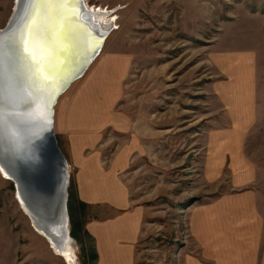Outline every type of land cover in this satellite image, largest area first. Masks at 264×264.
Returning a JSON list of instances; mask_svg holds the SVG:
<instances>
[{
  "label": "rangeland",
  "instance_id": "rangeland-1",
  "mask_svg": "<svg viewBox=\"0 0 264 264\" xmlns=\"http://www.w3.org/2000/svg\"><path fill=\"white\" fill-rule=\"evenodd\" d=\"M85 1L108 16L111 29L101 53L59 101L87 83L102 60L113 59L116 69L127 66L115 108L131 126L108 131L115 135L105 140L115 150L129 147L135 137L137 154L127 182L144 218L135 264H185L187 258H201L203 250L190 229L193 217H199V226L219 228L222 237L231 227L264 224V37H254L264 34V0ZM16 5V0H0V30ZM224 54L240 60H223L238 77L220 72L218 59ZM226 81L246 92L256 84L255 121L242 133L245 124L233 121L218 95L219 84ZM55 133L71 174L70 249L75 248L76 257L68 260L39 233L16 197L15 183L0 171V264H95L98 259L95 239L81 225L97 208L79 207L67 146L56 127ZM229 241L217 247V260L228 262L238 254Z\"/></svg>",
  "mask_w": 264,
  "mask_h": 264
},
{
  "label": "crops",
  "instance_id": "crops-1",
  "mask_svg": "<svg viewBox=\"0 0 264 264\" xmlns=\"http://www.w3.org/2000/svg\"><path fill=\"white\" fill-rule=\"evenodd\" d=\"M257 36L264 37V34H255L254 37ZM234 56L224 54L222 59H218L220 72L228 74L229 78L238 77V71L229 69L223 60L228 63L230 59L231 63L237 64L240 60ZM247 57L256 58L250 54ZM108 60H102L90 75V80L84 82L72 96L70 92V96L66 94L59 101V108L55 110V127L58 137L67 146L66 153L74 168L75 181L71 182L76 186L79 206L86 203L88 208L92 205L97 208L88 214L91 218L85 223V229L95 239L98 252L96 264H135L144 221L143 208L133 200L127 182L133 155L137 154V150L133 149L135 137L131 135L132 144L127 148L120 146L113 150L112 143L106 142L108 137L115 135L108 131L119 132L131 126L127 123V115L115 108L127 76V66L116 69L113 59L111 63ZM217 90L233 121L245 124H239L242 128L240 133L252 126L258 95L256 84L248 87L246 92V89L237 86V82L226 81L219 84ZM241 98L247 103H242ZM245 112H249L247 116H244ZM212 135L224 137L221 133L213 132ZM198 219L192 218L190 229L195 243L203 250L202 257L187 258L185 264H264L263 221H258L250 229L243 225L231 227V231L226 232L227 236L222 237L219 228L199 226ZM229 239L230 250L238 249V254L229 258L228 262L217 260V247Z\"/></svg>",
  "mask_w": 264,
  "mask_h": 264
},
{
  "label": "water",
  "instance_id": "water-1",
  "mask_svg": "<svg viewBox=\"0 0 264 264\" xmlns=\"http://www.w3.org/2000/svg\"><path fill=\"white\" fill-rule=\"evenodd\" d=\"M18 10L17 4L10 21L0 31L10 27ZM77 13V18L95 33L96 39L99 32L104 33V39L94 53L89 50L77 65L58 78L62 87L57 88L53 116L58 97L83 75L100 53L107 36V31L105 33L92 22L85 0L77 5ZM53 116L52 127L44 130L46 111L43 101L36 99L32 90L7 66L0 71V169L15 183L17 199L52 244L71 239L68 211L71 174L58 145ZM22 137L25 140L31 138L32 143L25 144Z\"/></svg>",
  "mask_w": 264,
  "mask_h": 264
},
{
  "label": "snow or ice",
  "instance_id": "snow-or-ice-1",
  "mask_svg": "<svg viewBox=\"0 0 264 264\" xmlns=\"http://www.w3.org/2000/svg\"><path fill=\"white\" fill-rule=\"evenodd\" d=\"M16 3L19 5L16 19L6 31H0V71L7 66L36 99L43 101L46 111L43 128L47 131L52 127L57 88L62 87L57 63L62 55L68 54L63 40L69 19L65 8L70 4L81 5L83 0H16ZM97 14L104 13H89ZM81 38L89 41L94 53L101 46L104 33L99 32L94 45L91 34L85 33Z\"/></svg>",
  "mask_w": 264,
  "mask_h": 264
},
{
  "label": "bare ground",
  "instance_id": "bare-ground-1",
  "mask_svg": "<svg viewBox=\"0 0 264 264\" xmlns=\"http://www.w3.org/2000/svg\"><path fill=\"white\" fill-rule=\"evenodd\" d=\"M86 4H87V2H86ZM87 7L89 9V12L96 13V11H93L88 6V4H87ZM76 13H77V5L70 4V5H68L65 8V15L69 19L67 20L68 27L65 30V35L63 37V40H64V46L68 48V54L67 55H62L60 57L58 63H57V76H58V78H60L61 75H64V73L66 71L70 70L72 67H74L75 65H77L87 55L88 51L90 50V48L88 46L89 41H87L85 39H82L81 37L85 33H89V34H91V42L93 44H94V41L96 40L95 33L90 28L86 27L85 24L80 19L77 18ZM90 16H91V19L93 20L92 22L95 23V24H97V26H99V28L102 31L109 32V30L111 28L109 27L110 24L108 22L109 19L107 18L108 17L107 15H105V14L104 15H96V17H95V15H90ZM105 41L106 40H104L103 45H104ZM102 50H103V48L100 50V53H101ZM97 56L92 60V62L90 63L89 67L93 64V62L95 61V59L97 58ZM89 67L86 70H88ZM76 80H74L73 82H75ZM73 82L71 83V85L73 84ZM71 85L66 89V91L71 87ZM66 91H64L63 93H65ZM61 95L58 97L56 103H58L59 98L61 97ZM55 108L56 107L54 106V116H53L54 128H55V110H56ZM33 138L34 137H32V139ZM32 139L30 138V140H31L30 141L29 139L28 140H25L22 137V140L25 141V144H28V145L32 143ZM6 169L8 170V168H6ZM0 171L3 174V176H5L6 179H10L9 177H7L8 175L5 174L2 169H0ZM20 202L21 201H19V203ZM20 205L23 207V209L25 210V212H27L26 207H25V205L22 202L20 203ZM34 225H35L36 229L39 231V233H41L42 235H44V233L41 230H39V227H37V225L35 223H34ZM44 236L46 237L47 235H44ZM46 239L48 240L47 237H46ZM49 243H51V242H49ZM51 245L54 247V249L58 253L64 255L65 258H67L68 260L71 261L72 259H75L76 256H75V254L73 252V251H75V248L73 250L70 249V248H73L74 247L73 246L74 244H73V241L72 240L69 239L67 241V239H64L61 242L55 241L53 244L51 243Z\"/></svg>",
  "mask_w": 264,
  "mask_h": 264
},
{
  "label": "trees",
  "instance_id": "trees-1",
  "mask_svg": "<svg viewBox=\"0 0 264 264\" xmlns=\"http://www.w3.org/2000/svg\"><path fill=\"white\" fill-rule=\"evenodd\" d=\"M70 197H71V194H70ZM82 204H80V206H81ZM79 206V207H80ZM70 208H71V210L79 217V215H80V213H79V215L77 214V212H78V210L76 211L75 209H73L72 208V205L70 204ZM84 210V209H83ZM80 212V211H79ZM83 215H84V211H82V215H81V217L83 218ZM72 216V218H73V216L74 215H71ZM85 223V222H84ZM83 222L81 223V225H82V227L84 228V232H85V224H84ZM76 229H72V233H76V231H75ZM78 231V230H77ZM85 234H87L86 232H85ZM82 237V236H81ZM90 237V236H89ZM93 250H95L96 251V248H93ZM97 263V257H96V259H95V264Z\"/></svg>",
  "mask_w": 264,
  "mask_h": 264
}]
</instances>
